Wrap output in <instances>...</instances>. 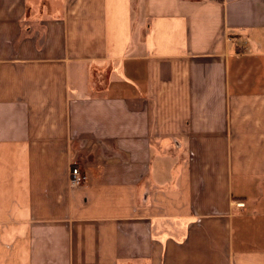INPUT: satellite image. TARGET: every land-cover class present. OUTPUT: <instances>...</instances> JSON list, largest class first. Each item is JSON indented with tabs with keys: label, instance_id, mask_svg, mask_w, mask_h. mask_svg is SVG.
I'll return each mask as SVG.
<instances>
[{
	"label": "crops",
	"instance_id": "obj_1",
	"mask_svg": "<svg viewBox=\"0 0 264 264\" xmlns=\"http://www.w3.org/2000/svg\"><path fill=\"white\" fill-rule=\"evenodd\" d=\"M0 264H264V0H0Z\"/></svg>",
	"mask_w": 264,
	"mask_h": 264
},
{
	"label": "built area",
	"instance_id": "obj_2",
	"mask_svg": "<svg viewBox=\"0 0 264 264\" xmlns=\"http://www.w3.org/2000/svg\"><path fill=\"white\" fill-rule=\"evenodd\" d=\"M83 181H84L83 177L81 173L79 172V170L77 169L71 170V182L73 185H80ZM237 206L241 207L242 204H238Z\"/></svg>",
	"mask_w": 264,
	"mask_h": 264
},
{
	"label": "rangeland",
	"instance_id": "obj_3",
	"mask_svg": "<svg viewBox=\"0 0 264 264\" xmlns=\"http://www.w3.org/2000/svg\"><path fill=\"white\" fill-rule=\"evenodd\" d=\"M70 175H71V174H70ZM82 177H83V180H84L85 178H84V176H83V175H82Z\"/></svg>",
	"mask_w": 264,
	"mask_h": 264
}]
</instances>
